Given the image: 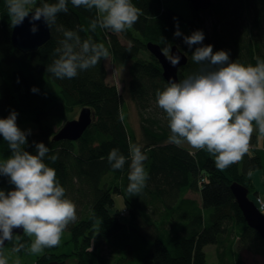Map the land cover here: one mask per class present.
I'll list each match as a JSON object with an SVG mask.
<instances>
[{"label":"trees","instance_id":"trees-1","mask_svg":"<svg viewBox=\"0 0 264 264\" xmlns=\"http://www.w3.org/2000/svg\"><path fill=\"white\" fill-rule=\"evenodd\" d=\"M45 2L55 0H36L33 8ZM132 2L141 10L139 20L119 34L99 27L95 32L88 30L96 18L95 9L75 8L69 3L68 13H60L50 27V38L36 50L23 53L11 43L6 0H0V118L18 108L17 124L26 120L37 123L39 129L27 137L25 150L35 154L33 142L47 145L49 155H57L58 159L52 162L46 156L45 163L56 170L66 198L69 195L74 203L81 202L85 207L83 217L69 231L74 249L58 255L59 261L73 257L76 264H208L204 247L217 244L221 250H217V263L246 264L243 250L255 240H263L244 221L230 183L238 181L249 189V194L253 192L251 172L262 170L264 174V136L258 147V131H254L252 152L224 170L217 169L214 157L204 150L170 144L168 119L156 103L157 91L169 83L162 77L158 60L150 53L147 59L142 54L147 41L161 47L177 44L187 55L186 65L178 72L179 81L212 70L206 63L192 60V53L201 45L189 48L183 40L184 35L201 30L205 35L203 45H213L214 52L228 51L232 62L255 65L257 57L264 59V0H211L209 8L191 9L188 17L165 6L162 0ZM177 24L180 37L173 35ZM65 31L77 33L81 42L103 43L116 66L128 67V92L138 109L143 151L148 157L145 167L150 178L144 188L148 201H142L143 190L137 196L126 191L131 162L129 140L135 137L124 121V103L118 88L106 79L104 59L72 79H57L47 70L59 58L57 49L63 47ZM33 87L38 92H32ZM82 106L94 112L82 136L75 141H50L49 135L72 116L75 107ZM92 139H100L97 146ZM113 148L126 157L122 170H114L108 163L107 156ZM10 155L7 142L0 137V162ZM203 172L209 176L207 182ZM198 187L200 202L185 197L188 189ZM12 188L8 178L0 176V190L8 192ZM119 193H123L125 206L111 212L114 194ZM179 199L190 207L182 208ZM193 204L200 207L195 211ZM171 215L180 217L181 221L175 223L184 227V235L166 242L156 228ZM15 235L18 239L8 245L12 249L26 242L24 234ZM237 238L239 242L233 247ZM225 240L228 245L222 252ZM141 246L146 247V252L136 257ZM51 251L46 248L36 264L53 259L56 255Z\"/></svg>","mask_w":264,"mask_h":264},{"label":"clouds","instance_id":"clouds-1","mask_svg":"<svg viewBox=\"0 0 264 264\" xmlns=\"http://www.w3.org/2000/svg\"><path fill=\"white\" fill-rule=\"evenodd\" d=\"M34 3L35 0H6L12 27L22 25L25 19L33 25L43 18L50 28L60 13H68L69 3L75 8L95 9L96 18L88 28L92 32L98 27L115 34L125 32L141 15L132 0H55L33 10ZM176 28L173 35L182 36L178 24ZM30 31L35 34L37 28L33 25ZM64 36L62 49H57L59 58L47 69L57 79L75 78L110 54L103 43L81 42L73 31H65ZM204 39L201 30L183 36L189 48L201 45L192 53L193 62L206 63L212 70L190 75L180 82L170 80L164 90L157 91L156 103L168 119L170 144L187 143L192 149L204 150L214 157L216 168L224 170L249 152L254 131L264 136V59L257 57L255 65L232 62L228 51L214 52L213 45H203ZM161 52L172 66L179 64L180 56L171 53V45ZM31 91L36 93L38 89L33 87ZM17 117L13 110L6 118H0V137L7 142L11 153L0 162V176L7 177L14 186L8 192L0 190V248L5 241L18 239L14 230L22 229L32 240L29 251L40 254L45 248L60 245L67 227L77 220V206L66 198V189L57 181L56 170L45 163L46 156L52 162L58 156L49 155V148L43 142H33L35 154L25 150L31 130H22ZM129 155L126 191L137 196L150 178L145 167L148 157L139 145H131ZM107 160L114 170H122L127 162L117 148L110 150ZM23 247L18 244L13 250ZM0 264H8L2 251Z\"/></svg>","mask_w":264,"mask_h":264},{"label":"rangeland","instance_id":"rangeland-1","mask_svg":"<svg viewBox=\"0 0 264 264\" xmlns=\"http://www.w3.org/2000/svg\"><path fill=\"white\" fill-rule=\"evenodd\" d=\"M163 4L165 6H168L170 8H172L176 13L183 15L185 17H188L191 13V6L189 5V3L186 0H162ZM36 2V0H35ZM35 4V3H34ZM34 6V5H33ZM145 48H146V43H145ZM149 51L147 50H143V56L145 59H147L149 57ZM104 64L107 70V76L106 79L109 83L111 84H115L118 88V91L121 95V98L123 100V108H122V113H123V117H124V121L126 123L127 128L129 129V131H131V133L134 135V137L138 140V141H142V134H141V129H140V119H139V114H138V109L137 106L135 104V102L132 100L129 92H128V80L130 78V74H129V70L128 67L126 65H122V66H116L111 57L108 56L106 59H104ZM80 107H75L74 111L71 112L70 114L72 116L69 117V119H73V118H77L78 116V112H79ZM22 130H31V133L36 131V128H33L31 126V124H29L28 126H26L24 129ZM263 143V136H260L258 134V141H257V146L260 147ZM182 146L190 149V150H195L192 149L187 143L182 144ZM252 152V147H250L249 149V153ZM262 176H263V172L262 170H253L251 172V177H252V189L253 192L249 194V196L252 199H255L256 194L257 193H262L264 192V184L262 183ZM109 176H106L105 178H107ZM185 197H189L194 199L195 201L200 202L199 199V195L198 192H196V189H188L185 193H184ZM263 196V195H261ZM68 198L70 199V196L68 195ZM158 207L159 203L157 202ZM124 205V200H123V196L119 195V194H114V207L112 208L111 212H115V210L117 209H121L123 208ZM84 207V206H83ZM85 208V207H84ZM84 208H83V213L81 215H77L80 216L81 218L84 215ZM122 216V215H121ZM123 217V216H122ZM153 218L155 219L156 216L153 215ZM147 219V218H146ZM124 221H126L123 217ZM16 237V235H15ZM24 237L26 238V242L25 245L23 247V249H20L19 251H14L13 249H10V247L8 246L9 244H13V242L16 240V238H14L13 241L7 243L3 249V253L6 256L8 263L9 264H36L37 263V259L43 255L46 252V248L43 250L42 253L40 254H33L29 251L30 248V244L32 242L31 238L27 237L24 235ZM70 239V232L68 229L65 230V232L63 233L62 237H61V242L60 245L57 247L52 248L51 253H55V252H61L62 253H71L72 250L74 249V245L73 242L69 240ZM239 242V238H237L236 243L233 244V247H236ZM228 243L225 240L224 246L221 247L222 248V252L223 249L225 247H227ZM217 250H219V246L217 247V244L213 245V244H209L206 245L204 247V251L206 253V262L208 264H216V260L217 258ZM37 256V258H36ZM243 258L245 260L246 264H264V241H260V240H255L253 242H251L248 247L243 250ZM64 261H62L64 264H76V259H74L73 257H64L63 258ZM217 264H220V262H218Z\"/></svg>","mask_w":264,"mask_h":264},{"label":"water","instance_id":"water-1","mask_svg":"<svg viewBox=\"0 0 264 264\" xmlns=\"http://www.w3.org/2000/svg\"><path fill=\"white\" fill-rule=\"evenodd\" d=\"M186 1L189 3L193 11L206 10L211 5V0ZM33 25L37 28V32L35 34L30 31V28ZM33 25L29 23L28 19H25L22 25L12 27L10 36L11 43L16 49L22 51L23 53L36 50L50 38V28L46 26L43 18L39 21H34ZM146 48L150 54L158 60L161 66V74L163 79L167 83H169L170 80L180 82L178 72L180 68L185 66L187 63V55L185 52L177 44H173L171 46V53L173 55L180 56L179 64L174 67L162 54L161 47L157 43L149 41L146 43ZM93 118L94 112L90 107L80 108L77 118L66 120L59 128L55 130L52 140L75 141L79 139L86 128L91 124ZM230 189L240 210L242 211L247 225L255 229L260 234L261 239L264 241V215L258 210L254 201L249 198V189L235 181L230 184ZM22 232V229L14 230L15 234ZM6 243L7 241H5L4 246ZM48 264L52 263L49 262Z\"/></svg>","mask_w":264,"mask_h":264},{"label":"bare ground","instance_id":"bare-ground-1","mask_svg":"<svg viewBox=\"0 0 264 264\" xmlns=\"http://www.w3.org/2000/svg\"><path fill=\"white\" fill-rule=\"evenodd\" d=\"M34 9V8H33ZM147 42H149V41H147ZM146 42V43H147ZM151 42H153V41H151ZM154 43H156V42H154ZM158 44V43H157ZM159 45V44H158ZM167 45H170V44H165L163 47H161L160 45V47H161V49L162 48H164L165 46H167ZM172 46V45H171ZM20 52H22V51H20ZM5 64H7V63H5ZM82 107H89V106H82ZM82 107H80V108H82ZM121 109H122V107H121ZM14 111H20L18 108L17 109H14ZM122 112V111H121ZM29 124H31V126L33 127V128H38L39 129V127L37 126V123L36 122H29V121H24V122H19L18 123V126L21 128V129H24L26 126H28ZM52 136H54V133L52 134V135H49V140L51 141L52 140ZM92 142H93V145L94 146H97L98 145V142L100 141V139H92L91 140ZM131 145H139V146H141V148H142V150L144 149V142L143 141H138L136 138H133V139H130L129 140V148H130V146ZM203 174H204V172H203ZM262 183L264 184V174H263V176H262ZM203 179H204V181L205 182H207L208 180H209V176L207 175V174H204V176H203ZM251 181H252V177H251ZM232 182H234V181H232ZM231 182V183H232ZM235 182H238V181H235ZM230 183V184H231ZM238 183H240V182H238ZM241 184V183H240ZM243 185V184H242ZM245 186V185H244ZM145 189H143V195H144V198H143V200L142 201H148V197H145V195H146V193H145ZM196 192H198V195H199V199H200V192H199V187H198V189H196ZM119 195H122L123 196V193L121 194V193H119ZM124 200V199H123ZM178 203L180 204V206L182 207V208H188V207H190L189 206V204H187L186 202H184V200H182V199H179L178 200ZM76 204V206H77V215H81L82 213H83V204L81 203V202H78V203H75ZM176 205V207H177V204H175ZM198 207H200V204H193V207H192V209H194L195 211L197 210V208ZM263 215H264V211H262V210H260V209H258ZM194 212V211H193ZM126 213H127V211H126ZM244 218V217H243ZM81 219V217L80 216H77V220L74 222V223H72V224H70L68 227H67V229L70 231V229H71V227H72V225L74 226L76 223H78L79 222V220ZM179 221H181V219H180V217H178V216H176V215H171V217H169V219L165 222H162V223H159V225L157 226V230H158V232H159V236L162 238V239H165L164 241H166V242H168L169 240H171V239H173V238H175V237H182L183 235H184V227L183 228H180V225H178V224H176L175 222H179ZM245 221V220H244ZM246 222V221H245ZM152 223V222H151ZM247 224V223H246ZM250 227V226H249ZM252 228V227H251ZM253 229V228H252ZM255 230V229H254ZM256 231V230H255ZM257 232V231H256ZM16 234H19V235H21V234H23V232L22 233H16ZM257 234L260 236V234L257 232ZM155 235V234H154ZM7 243H9V241H7ZM6 243V244H7ZM12 245V244H11ZM5 247V246H4ZM102 247H105V243H103L102 244ZM10 249H12V248H10ZM14 249V248H13ZM139 249H140V251H136V257H141V256H143L144 254H145V252H146V247H144V246H141V247H139ZM61 254V252H55V255L56 256H54V258L53 259H51L49 262L50 263H52V264H59V263H61V264H64L62 261H59V258H60V256H58V255H60ZM114 255L117 257V254L116 253H114ZM36 258H37V256H36ZM75 259V258H74ZM229 261V259L227 258L226 259V262H228ZM48 262V263H49ZM59 262V263H58ZM48 263H46V264H48Z\"/></svg>","mask_w":264,"mask_h":264},{"label":"built area","instance_id":"built-area-1","mask_svg":"<svg viewBox=\"0 0 264 264\" xmlns=\"http://www.w3.org/2000/svg\"><path fill=\"white\" fill-rule=\"evenodd\" d=\"M254 201H255L257 208L264 211V198L260 195H256ZM123 213H124V211H123Z\"/></svg>","mask_w":264,"mask_h":264},{"label":"crops","instance_id":"crops-1","mask_svg":"<svg viewBox=\"0 0 264 264\" xmlns=\"http://www.w3.org/2000/svg\"><path fill=\"white\" fill-rule=\"evenodd\" d=\"M263 179V178H262ZM257 194H259V195H263L262 197L264 198V192H262V193H257Z\"/></svg>","mask_w":264,"mask_h":264}]
</instances>
